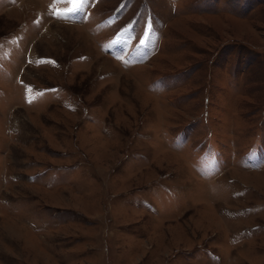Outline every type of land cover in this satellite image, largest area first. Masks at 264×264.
Segmentation results:
<instances>
[{
  "label": "rangeland",
  "instance_id": "1",
  "mask_svg": "<svg viewBox=\"0 0 264 264\" xmlns=\"http://www.w3.org/2000/svg\"><path fill=\"white\" fill-rule=\"evenodd\" d=\"M0 264H264V0H0Z\"/></svg>",
  "mask_w": 264,
  "mask_h": 264
}]
</instances>
